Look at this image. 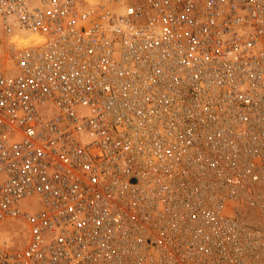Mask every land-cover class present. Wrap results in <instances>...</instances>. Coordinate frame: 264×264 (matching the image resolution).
Returning a JSON list of instances; mask_svg holds the SVG:
<instances>
[{"label": "built area", "instance_id": "obj_1", "mask_svg": "<svg viewBox=\"0 0 264 264\" xmlns=\"http://www.w3.org/2000/svg\"><path fill=\"white\" fill-rule=\"evenodd\" d=\"M0 264H264V0H0Z\"/></svg>", "mask_w": 264, "mask_h": 264}, {"label": "bare ground", "instance_id": "obj_2", "mask_svg": "<svg viewBox=\"0 0 264 264\" xmlns=\"http://www.w3.org/2000/svg\"><path fill=\"white\" fill-rule=\"evenodd\" d=\"M89 1L91 3H94L96 0H89ZM23 40H25V39L18 36V35H14L13 38L11 39V41H15L17 43V47H22Z\"/></svg>", "mask_w": 264, "mask_h": 264}]
</instances>
